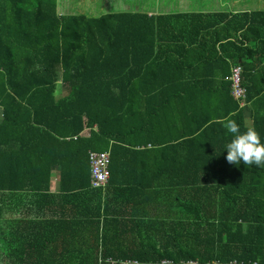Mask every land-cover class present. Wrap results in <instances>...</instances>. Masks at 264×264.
Returning a JSON list of instances; mask_svg holds the SVG:
<instances>
[{
  "label": "trees",
  "instance_id": "1",
  "mask_svg": "<svg viewBox=\"0 0 264 264\" xmlns=\"http://www.w3.org/2000/svg\"><path fill=\"white\" fill-rule=\"evenodd\" d=\"M60 1L0 0V264H264V165L224 147L228 119L264 143V5ZM90 151L110 154L103 188Z\"/></svg>",
  "mask_w": 264,
  "mask_h": 264
},
{
  "label": "rangeland",
  "instance_id": "2",
  "mask_svg": "<svg viewBox=\"0 0 264 264\" xmlns=\"http://www.w3.org/2000/svg\"><path fill=\"white\" fill-rule=\"evenodd\" d=\"M186 1L187 2L184 10H190V11H195L203 5L210 4L213 2L215 3L211 4L214 5L212 7L215 9H219L220 7H218L217 2H222L221 0H210V3L208 2V0H186ZM60 3L65 5V7L62 9H60L59 7L60 13H64L63 10L66 11L67 9L66 6H68L70 8L69 12L71 13L77 11V12H82L86 16L94 17L95 16L93 14L95 13L94 11L98 13L100 11L112 12L113 10H117L119 12L122 10L125 11V9L131 7L139 8L141 10L148 9L149 12H153V13L155 12V14H157L158 12H163L165 7H168L171 10L175 9L176 3H179V0H70V4H67L68 2H63V1H60ZM117 3H119V5L118 7H115L114 5H116ZM238 3L242 4V10L246 8H249L251 10H256L259 8L260 5H264V0H238ZM229 6L230 3L229 5L227 4L226 7L229 8ZM236 6L238 10L241 9L239 4H236ZM181 9H183L182 6ZM128 12H133V10L130 9ZM99 15L100 14H98L97 16ZM65 89L66 86L60 82V85H58V89L55 95L60 97L61 95H63V93H66ZM246 121H247L246 124L249 125L250 121L248 120V118L246 119Z\"/></svg>",
  "mask_w": 264,
  "mask_h": 264
},
{
  "label": "clouds",
  "instance_id": "3",
  "mask_svg": "<svg viewBox=\"0 0 264 264\" xmlns=\"http://www.w3.org/2000/svg\"><path fill=\"white\" fill-rule=\"evenodd\" d=\"M226 128L229 133L234 134L224 146L228 162L238 164L243 161L248 165H264V143L254 128L241 132L239 125L231 119L227 120Z\"/></svg>",
  "mask_w": 264,
  "mask_h": 264
},
{
  "label": "built area",
  "instance_id": "4",
  "mask_svg": "<svg viewBox=\"0 0 264 264\" xmlns=\"http://www.w3.org/2000/svg\"><path fill=\"white\" fill-rule=\"evenodd\" d=\"M241 66H235L232 69V85H231V96L240 103V106H245L246 93L241 86ZM88 135L87 131L85 134ZM89 166H90V185L94 189L103 188L107 184L110 172H109V163H110V154L109 152H97L90 151L88 153ZM163 264H171L169 261H164ZM187 264H194L192 261H189ZM219 264V263H215ZM227 264H244L241 262H230ZM252 264H257L252 263Z\"/></svg>",
  "mask_w": 264,
  "mask_h": 264
},
{
  "label": "crops",
  "instance_id": "5",
  "mask_svg": "<svg viewBox=\"0 0 264 264\" xmlns=\"http://www.w3.org/2000/svg\"><path fill=\"white\" fill-rule=\"evenodd\" d=\"M180 2L181 3H180L179 7L181 8V6H182L183 8H185L187 1L180 0ZM222 2H224V1H222ZM65 95H66V93H63V95H61L60 97L65 96ZM244 114H245L246 119L248 118V120L251 122V113L246 112ZM250 122H249V125H250ZM59 185H60V173H59V171L55 170L52 172L51 182H50V191L52 194L59 192ZM44 211H45V213H49V210L47 209V207H45Z\"/></svg>",
  "mask_w": 264,
  "mask_h": 264
}]
</instances>
